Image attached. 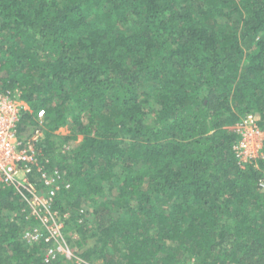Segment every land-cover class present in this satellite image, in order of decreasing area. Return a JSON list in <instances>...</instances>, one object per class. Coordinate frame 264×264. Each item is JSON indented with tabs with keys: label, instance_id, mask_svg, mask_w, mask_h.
<instances>
[{
	"label": "trees",
	"instance_id": "trees-1",
	"mask_svg": "<svg viewBox=\"0 0 264 264\" xmlns=\"http://www.w3.org/2000/svg\"><path fill=\"white\" fill-rule=\"evenodd\" d=\"M0 89L45 109L84 259L264 264V155L233 148L242 116L264 129V0H0ZM37 224L0 183V264H66Z\"/></svg>",
	"mask_w": 264,
	"mask_h": 264
},
{
	"label": "built area",
	"instance_id": "built-area-1",
	"mask_svg": "<svg viewBox=\"0 0 264 264\" xmlns=\"http://www.w3.org/2000/svg\"><path fill=\"white\" fill-rule=\"evenodd\" d=\"M28 109L19 89H0V183L14 186L27 200L38 224L27 228L24 238L30 243L46 242L45 259L52 261L66 248L62 242L67 213L62 214L54 207L55 199L62 185L69 188L70 182L55 162L51 164V155L43 151L45 109L27 117ZM254 115L247 114L238 127L233 148L240 161H247L258 152L253 148L262 128L259 117Z\"/></svg>",
	"mask_w": 264,
	"mask_h": 264
},
{
	"label": "rangeland",
	"instance_id": "rangeland-1",
	"mask_svg": "<svg viewBox=\"0 0 264 264\" xmlns=\"http://www.w3.org/2000/svg\"><path fill=\"white\" fill-rule=\"evenodd\" d=\"M253 114H255L254 115L255 117H257V118L259 117L258 114H256V113H253ZM244 117L245 116H242V118L234 125V130L236 131V133H238L237 132L238 127H239V125H240V123ZM57 132L60 133L61 135L68 134L69 133V127L63 126ZM259 138L260 139L258 142L255 141L254 148H253V151H258V152H256L255 156L253 157L254 159L259 158L261 155L262 156L264 155V152H262V148L264 145V129L263 128H262V133L259 136ZM81 139H82V135H80L78 140H76L74 142L62 143L60 145V147H58L56 152L58 154H60L61 152L64 153L66 151L72 150L75 147V145H77L79 143V141ZM255 147H258V148H255ZM118 166H119L118 169L121 170V173H123L124 171L122 170V167H121L122 165H118ZM25 208L26 207H23V209H25ZM15 214H17V213L15 212L14 215ZM63 232H64L63 236H64L65 241H63L62 243H63V246L66 247L65 249H67V250L64 249V251H62V253H61V256L63 258L64 263H66V264H77V263H79V264H104L103 259H101V258L95 259L93 261H89V260L84 259L82 256H80V253L84 250V248H79L76 245V236L77 235H76L74 229L71 227V224L69 226L66 225L64 227ZM89 242L92 243L93 239L90 240ZM88 245H89V243H88ZM67 253L70 254V256L67 255Z\"/></svg>",
	"mask_w": 264,
	"mask_h": 264
}]
</instances>
